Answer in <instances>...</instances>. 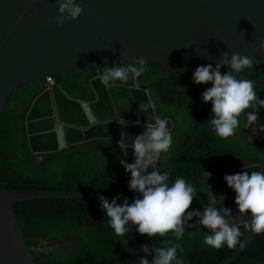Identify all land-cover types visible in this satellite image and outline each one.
Segmentation results:
<instances>
[{
	"label": "water",
	"instance_id": "95a60500",
	"mask_svg": "<svg viewBox=\"0 0 264 264\" xmlns=\"http://www.w3.org/2000/svg\"><path fill=\"white\" fill-rule=\"evenodd\" d=\"M77 3L83 8L82 14L77 19L66 18L60 25L58 0H0V114L13 90L29 81L41 82L43 91L33 99L25 115L27 145L34 154L56 152L96 139L120 143L122 134H126V161L135 162L133 139L144 131V122H155L156 112L140 110L149 101V87L115 84L105 88L97 78L104 66L143 57L147 63L163 67L176 92L191 95L200 102L202 110L198 119L204 102L193 92L174 84V67L216 64L222 55L230 58L235 52L264 62L261 48L264 0H77ZM87 68L98 73L90 82L95 95L93 101L71 98L57 83L45 84L46 77ZM85 103L92 108L97 124L82 132L80 129L89 123L82 110ZM119 118L128 123H118ZM107 119L111 123L102 122ZM137 120L141 121L139 125L135 123ZM166 120L172 129L173 122ZM57 124L63 125L62 135L56 129ZM247 133L251 144H264V127H248ZM260 170L264 166L237 169L209 179L211 198L212 194L226 197L223 204L214 206L232 209L235 222L249 231L244 246H239L221 264H234L263 234L252 232L241 222L250 220L251 214L240 216L235 191L224 177ZM130 179L131 173L126 172V180ZM101 196L109 201L115 198L88 192L13 193L2 186L0 178V264H37L35 254L44 249L43 238L38 246L31 247L28 243L16 205L33 200H88L98 201L102 208ZM129 227L135 252L151 264L136 226L130 222Z\"/></svg>",
	"mask_w": 264,
	"mask_h": 264
},
{
	"label": "trees",
	"instance_id": "16d2710c",
	"mask_svg": "<svg viewBox=\"0 0 264 264\" xmlns=\"http://www.w3.org/2000/svg\"><path fill=\"white\" fill-rule=\"evenodd\" d=\"M254 66L240 73L237 78L255 82L257 95L264 99V62L253 58ZM217 63L224 64L220 58ZM108 65L104 67H111ZM197 63L174 67V84L189 90L202 101V93L209 84H196L193 73ZM103 67V68H104ZM102 68V71H103ZM147 70L127 83L115 84L149 87L156 115L173 122L170 151L160 154L159 167L169 173L171 184L176 178H184L196 189L192 210H203L211 203L209 179L227 172L251 166H264V144H251L247 128L264 127V108L259 109V119L254 125L247 123V111L239 120L235 135L227 139L216 135L208 119L212 105L200 102L193 96L176 92L171 86L166 70L147 63ZM229 70L227 65L222 73ZM98 75L94 68L58 73L52 76L71 98L93 101L95 95L91 80ZM43 91L39 80L29 81L13 90L0 114V178L9 192H88L106 194L131 202L138 194L129 189L126 171L120 160H126L120 143L110 139H96L77 144L60 151L34 154L27 145L25 115L33 101ZM197 120V122H196ZM205 171L211 173L207 178ZM22 231L31 247L42 243L44 249L35 259L37 264H139L140 257L134 250L130 231L117 236L109 224L106 212L98 201L88 200H33L16 205ZM190 209V210H191ZM193 217L185 224V233L177 239L174 233L166 236L140 235L141 246H170L178 244V258L184 264H221L240 245L220 249L204 243L209 230L197 224ZM191 225V227H189ZM241 243L248 230L240 227ZM182 249V250H181ZM151 259L152 255L147 254ZM234 264H264V233L258 236Z\"/></svg>",
	"mask_w": 264,
	"mask_h": 264
},
{
	"label": "clouds",
	"instance_id": "9594fccd",
	"mask_svg": "<svg viewBox=\"0 0 264 264\" xmlns=\"http://www.w3.org/2000/svg\"><path fill=\"white\" fill-rule=\"evenodd\" d=\"M60 15L57 23L62 25L65 19H77L83 12V8L77 0H58ZM264 49V42H261ZM127 55V53H123ZM224 64L201 65L193 73L196 84H209L202 93L204 102H210L211 117L208 119L216 135L227 139L235 135L240 126V116L247 111V123L254 125L259 119V109L264 108V99H261L255 91V82L251 79L237 78L234 73H240L254 66L253 56L241 55L235 52L229 58L222 55ZM147 60L143 57L133 62H116L114 66L104 67L97 76L105 88H112L116 81L127 83L131 78L138 80L146 68ZM227 65L229 70L222 73L221 68ZM152 109L155 113V104L149 97L147 103L141 105V111L148 112ZM82 110L88 120V127L81 128L87 132L89 128L97 124V118L89 105L82 104ZM139 115V112L137 113ZM155 122H144V131L137 134L131 147L134 149V163H128L125 159L120 160L126 172L131 173L129 189L138 195L131 201L127 198L123 203H118L121 196L118 194L109 201L100 197L102 208L109 218V224L117 236H124L130 231L129 223L136 226L140 235L166 236L174 233L177 239H181L185 233V224L193 217H197V224L209 230L204 237V243L210 247L220 249L225 244L229 248L237 245L243 247L239 237L240 223H236V217L232 215V209L222 207L217 209L214 205L223 204L226 197L218 198L212 194L211 203L203 206V210H192L191 205L195 199L196 189L184 178H176L171 184L169 173L162 171L158 165L160 154L168 152L172 146V132L168 127V120L162 119L155 114ZM111 123V119L102 121ZM118 123L126 125L128 122L123 118ZM137 125L140 120L135 122ZM56 129L63 134V125L57 124ZM255 134V131L253 132ZM126 134H122L120 147L126 149L124 143ZM207 178L211 173L205 171ZM228 186L235 191V203L238 213L242 217L251 214L250 220H242L245 227L256 234L264 233V170L237 172L225 175ZM191 209V210H190ZM191 227V225H189ZM180 246H156L142 245L145 253L152 255L151 264H184L182 258H178L177 250ZM182 250V249H181ZM139 264H150L146 257L139 259Z\"/></svg>",
	"mask_w": 264,
	"mask_h": 264
},
{
	"label": "built area",
	"instance_id": "2783aa9c",
	"mask_svg": "<svg viewBox=\"0 0 264 264\" xmlns=\"http://www.w3.org/2000/svg\"><path fill=\"white\" fill-rule=\"evenodd\" d=\"M44 81H45V84L46 85H53L55 82H54V80L52 79V77H46L45 79H44Z\"/></svg>",
	"mask_w": 264,
	"mask_h": 264
},
{
	"label": "bare ground",
	"instance_id": "6f19581e",
	"mask_svg": "<svg viewBox=\"0 0 264 264\" xmlns=\"http://www.w3.org/2000/svg\"><path fill=\"white\" fill-rule=\"evenodd\" d=\"M159 165V164H158ZM141 244V243H140Z\"/></svg>",
	"mask_w": 264,
	"mask_h": 264
}]
</instances>
